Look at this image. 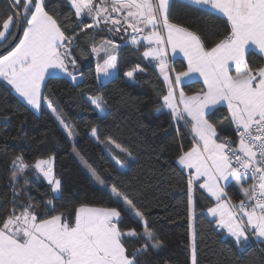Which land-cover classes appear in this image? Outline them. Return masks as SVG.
I'll list each match as a JSON object with an SVG mask.
<instances>
[{
    "label": "snow or ice",
    "instance_id": "6c2138e0",
    "mask_svg": "<svg viewBox=\"0 0 264 264\" xmlns=\"http://www.w3.org/2000/svg\"><path fill=\"white\" fill-rule=\"evenodd\" d=\"M64 2L71 11L63 19L48 10V0H11V14L0 12V49L6 50L0 55V79L38 110L46 76L55 78L63 73L73 82L78 80L72 51L79 34L75 28L90 37V53L97 57L95 71L100 83L115 78L120 45L106 37L97 42L96 34L123 32L137 51L143 46L141 58L155 62L166 85V93H160L162 103L157 112L168 110L171 120L177 125L183 123L192 136L191 146L184 150L181 145L176 157V163L188 171L191 264H199L193 224L197 188L211 204L207 215L238 246L253 236L264 241V64L254 66L249 60L254 53L264 57V0H190L208 14L226 18L222 38L211 46L197 31L173 22L177 0ZM72 16L77 19L73 34L68 35L64 21ZM89 29L95 31L88 33ZM169 51L173 56L183 54L186 70L175 71L170 66ZM137 73H145V68L136 65L125 76L131 80ZM199 78L203 79V88L187 95L181 85ZM89 100L101 110L107 103L99 93ZM218 106H226L235 140L221 136L210 121V114ZM48 107L66 137L72 139L73 127L50 100ZM91 135L108 153L109 169L101 172L95 168L79 154L75 143L73 151L93 184L120 207L80 203L74 211H57L53 200L48 199L41 214L40 205L27 195L30 181L25 174L31 170L37 181L43 179L52 193L62 195V180L55 175V155L34 162L17 155L9 166L11 206H0V264H139L141 254L164 246L130 193L107 181L110 170L124 169L132 151L110 136L101 139L97 127L92 128ZM233 183L242 193L238 202H233L226 192ZM22 193L26 202L19 200ZM125 215L140 224L141 230L122 228ZM130 239L140 242L132 252L128 249Z\"/></svg>",
    "mask_w": 264,
    "mask_h": 264
},
{
    "label": "trees",
    "instance_id": "16d2710c",
    "mask_svg": "<svg viewBox=\"0 0 264 264\" xmlns=\"http://www.w3.org/2000/svg\"><path fill=\"white\" fill-rule=\"evenodd\" d=\"M48 4V10L58 14L61 19L71 11L64 0H48ZM0 12L11 14L5 0H0ZM76 19L72 16L64 21L68 35L73 34ZM171 19L197 31L209 46L222 38L226 27V18L208 14L198 6L181 0H177ZM75 31L79 34L72 51L77 61L76 73L83 76L76 83L61 76L47 77L38 112L23 102L10 85L0 81V206L9 208L13 198L9 167L11 159L23 155L26 161L34 162L37 158L54 154L55 175L62 180V195L53 194L47 182L43 179L37 181L31 170L25 174L30 181L27 195L40 205L38 211L41 214L48 199L53 200L57 211H74L80 203L120 207L111 202L107 192L93 184L75 158L73 144L48 107L50 100L73 127V140L79 154L101 172L110 168V157L91 135L93 127L99 129L101 139L110 136L132 151L133 156L125 160L124 169L110 170L107 181L109 185L116 183L130 193L144 212L149 226L163 242L160 250L141 254L139 264H191L187 218L188 174L176 163L181 145L184 150L191 146V133L183 123L175 124L168 110L157 112L162 103L160 93H166L167 89L153 62L141 58L142 46L137 51L129 43L121 44L115 78L99 83L96 79V61L90 53V37L78 28ZM94 31L89 29L88 33ZM101 37H107V33L96 34L97 42ZM249 60L254 66L263 64L258 53L249 55ZM136 65L145 68V73H137L132 81H128L125 73ZM172 67L175 71H182L186 64L177 57L172 60ZM181 87L186 94H192L200 91L203 83L197 79ZM98 93L107 100L102 110L96 109L89 100ZM227 117L226 109L218 107L209 119L216 124L221 136L235 140ZM20 187H24V179L20 180ZM226 192L233 201L242 198L241 191L234 184L227 187ZM19 200L26 202V195L22 193ZM194 206L193 224L197 232L199 264H264V243L250 239L243 246H238L233 238L225 237L206 215L211 204L206 194L198 188L194 191ZM68 211L65 215H68ZM120 226L141 230V225L127 215ZM138 247L139 241H128L130 252Z\"/></svg>",
    "mask_w": 264,
    "mask_h": 264
},
{
    "label": "crops",
    "instance_id": "0c3cea01",
    "mask_svg": "<svg viewBox=\"0 0 264 264\" xmlns=\"http://www.w3.org/2000/svg\"><path fill=\"white\" fill-rule=\"evenodd\" d=\"M181 1H184V2H187V3H190V0H181ZM191 4V3H190ZM193 5V4H192ZM196 6V5H195ZM199 7V6H198ZM106 38H108V39H112V40H114L115 41V43L116 44H118V45H121V44H126V43H128V39H129V37L127 36V35H125L123 32H121V33H119V34H115V35H113V34H108L107 33V37ZM144 51V48H143V46H142V52ZM169 56H170V66L172 67V60L174 59V58H177V57H179V58H181V59H183L184 61H185V64H186V67H187V61H186V59L183 57V54H180V53H178V54H176L175 56H173V54L171 53V51H169ZM93 57L95 58V61H96V63H97V57L95 56V55H93ZM262 57V56H261ZM262 59H263V64H264V57H262ZM145 60H147V61H150L149 59H145ZM101 63H102V60L100 61ZM96 63H95V68H96ZM153 65H154V69L157 71V73L159 74V69L158 68H156L155 67V62H153ZM185 70H186V68H185ZM115 73V72H114ZM114 73H113V75H114ZM77 74V73H76ZM173 77H174V75H175V72H172V73H170ZM78 75V80L76 81V82H78L79 80H80V75L79 74H77ZM57 76H61V77H65L66 79H68V81H70V82H72V83H76V82H73L72 80H71V78H69V77H67L66 75H64L63 73H58V75ZM159 76H160V74H159ZM47 77L48 76H46V78H45V81H46V79H47ZM160 78L162 79V81H163V78H162V76H160ZM198 80H200L202 83H203V79L202 78H199ZM0 81H4L3 79H0ZM4 82H6V81H4ZM164 82V81H163ZM7 83V82H6ZM165 84V83H164ZM182 86V85H181ZM43 87V86H42ZM12 88V87H11ZM13 89V88H12ZM13 91H14V93L19 97V95L15 92V90L13 89ZM196 93V92H195ZM195 93H192V94H187V95H193V94H195ZM23 102H25L26 103V101H24L21 97H19ZM42 102H43V98H42V100H41V104H42ZM27 104V103H26ZM28 105V104H27ZM31 109H33L30 105H28ZM219 107V106H218ZM225 109H226V106L224 107ZM34 111H38L37 109H33ZM227 111V110H226ZM233 127V126H232ZM178 165V164H177ZM179 166V165H178ZM180 167V166H179ZM181 168V167H180ZM182 169V168H181ZM187 174H188V171L187 170H184ZM234 184V183H233ZM235 185V184H234ZM238 189H239V187L237 186V185H235ZM245 186H247L246 184H245ZM233 202H238V201H233ZM206 215H207V211H206ZM208 216V215H207ZM210 219H212L213 220V218L212 217H210V216H208ZM214 221V220H213ZM215 223V222H214ZM216 226V225H215ZM217 229H219V228H217ZM220 230V229H219ZM222 231V230H221ZM223 233H224V236L225 237H230V236H228L227 234H226V232H224V231H222ZM230 238H232V237H230ZM234 239V238H233ZM250 239H254V240H257V241H260V242H263L264 243V241H261V240H258L257 238H255L254 236L253 237H250ZM249 239V240H250ZM191 242V241H190Z\"/></svg>",
    "mask_w": 264,
    "mask_h": 264
},
{
    "label": "rangeland",
    "instance_id": "374dc122",
    "mask_svg": "<svg viewBox=\"0 0 264 264\" xmlns=\"http://www.w3.org/2000/svg\"><path fill=\"white\" fill-rule=\"evenodd\" d=\"M3 54H6V52H5V53H3ZM3 54H2V55H3ZM126 79H127L128 81H132V79L130 80V79H129V78H127V77H126ZM38 111H39V110H38ZM38 111H37V112H38ZM93 138H94V137H93ZM70 141H71V143H72V144L74 143V140H73V138H72V139H70ZM72 153H74V154H75V156H76L75 158H77V160H78V161H79V163H80V160L78 159V157H77L76 153L73 151V146H72ZM80 164H81V163H80ZM81 166H82V165H81ZM84 170H85V169H84ZM53 194H54V193H53ZM55 195H57V194H55ZM190 241H191V238H190Z\"/></svg>",
    "mask_w": 264,
    "mask_h": 264
},
{
    "label": "water",
    "instance_id": "95a60500",
    "mask_svg": "<svg viewBox=\"0 0 264 264\" xmlns=\"http://www.w3.org/2000/svg\"><path fill=\"white\" fill-rule=\"evenodd\" d=\"M5 1H6L7 5L9 6V5H10L9 0H5ZM5 52H6L5 49H0V55H2V54L5 53ZM99 83H100V82H99Z\"/></svg>",
    "mask_w": 264,
    "mask_h": 264
},
{
    "label": "built area",
    "instance_id": "2783aa9c",
    "mask_svg": "<svg viewBox=\"0 0 264 264\" xmlns=\"http://www.w3.org/2000/svg\"><path fill=\"white\" fill-rule=\"evenodd\" d=\"M233 133H234V127H233ZM224 137H228V136H224ZM234 137H235V134H234ZM230 138V137H229ZM236 139V137H235ZM251 181L249 180L248 183H250Z\"/></svg>",
    "mask_w": 264,
    "mask_h": 264
}]
</instances>
